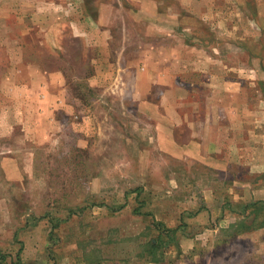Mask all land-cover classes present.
I'll return each mask as SVG.
<instances>
[{"label":"rangeland","instance_id":"rangeland-1","mask_svg":"<svg viewBox=\"0 0 264 264\" xmlns=\"http://www.w3.org/2000/svg\"><path fill=\"white\" fill-rule=\"evenodd\" d=\"M260 160L264 0H0V264H264Z\"/></svg>","mask_w":264,"mask_h":264},{"label":"crops","instance_id":"crops-1","mask_svg":"<svg viewBox=\"0 0 264 264\" xmlns=\"http://www.w3.org/2000/svg\"><path fill=\"white\" fill-rule=\"evenodd\" d=\"M124 70L125 68H121L120 71L117 70L116 76L112 78V81H111V82L114 81L111 87L112 88L116 87L117 92L121 91L120 93L123 92V85H126L125 79L123 78V75H121V72ZM133 91L130 97L132 100H136V101L144 100V98L140 94L137 93V90L134 92ZM125 99L127 100L128 98L124 97L123 100ZM60 101H65V99L61 98ZM217 107H218L217 110L213 109L211 110L212 112L210 111L211 113H210L208 121H200V114L196 112H194L190 116L189 114L187 116H184V119H183L184 123L186 124L192 123V127H193V130L189 129L190 131L188 130L186 132V134L188 135V141L197 140L201 146L199 148H201L202 150H204L205 148L206 152L212 153L213 155L217 154V152H219L221 149L220 143H219L220 127H221V122H220L221 111L219 110V105H217ZM226 112L228 114H233L232 111L231 112L226 111ZM235 137H236V134H235ZM256 141L258 142L257 147L261 149V146H262L261 140L256 139ZM249 148L251 149V147ZM242 158H243L242 160H243L244 165L254 164L253 159L249 160L248 157H242ZM257 164H260V165L264 164V161L260 160L259 163L257 162Z\"/></svg>","mask_w":264,"mask_h":264}]
</instances>
